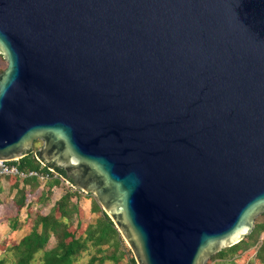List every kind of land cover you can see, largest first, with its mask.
Segmentation results:
<instances>
[{"label":"water","instance_id":"1","mask_svg":"<svg viewBox=\"0 0 264 264\" xmlns=\"http://www.w3.org/2000/svg\"><path fill=\"white\" fill-rule=\"evenodd\" d=\"M0 161L95 197L137 264H208L264 214V0H0Z\"/></svg>","mask_w":264,"mask_h":264},{"label":"trees","instance_id":"2","mask_svg":"<svg viewBox=\"0 0 264 264\" xmlns=\"http://www.w3.org/2000/svg\"><path fill=\"white\" fill-rule=\"evenodd\" d=\"M0 59L4 60L1 54ZM2 72L3 70L0 69V74ZM35 150L38 151L36 145ZM37 151H33L21 160L11 161L9 164L16 166L21 172L36 171L47 176V180L44 181L45 190L38 199L41 203H46L49 196L53 194V188L61 186L65 172L59 169L52 170L51 167L43 165L37 159ZM3 178L15 179L12 188L17 190L13 198L16 212L9 222L10 227L16 230L21 211L28 205L30 196L39 190L40 180L36 177L21 180L18 176L0 175V193L3 191ZM28 187L30 190L27 189ZM81 195L82 192L79 190L67 189L54 203L48 214L38 213L32 217L30 219L31 231L28 235L10 247L1 246L7 256L0 259V264H33L37 256H40L41 264H77L85 253L91 254L86 264H106L107 262L122 264L126 257L127 264H137L134 256H128L131 253L125 250L120 232L103 210L100 211L101 215L96 223H85V214L78 202ZM75 198L77 201H74ZM94 203L97 204V200H94ZM75 217H77L78 224L77 228L72 229ZM80 230L81 233L78 236L77 232ZM263 231L264 223L256 224L250 235L234 246L214 255L208 264L216 260L217 264H236L237 258H241L245 253L254 252H256L254 262L264 264V240L260 242ZM52 236L56 238V245L48 249L47 246Z\"/></svg>","mask_w":264,"mask_h":264},{"label":"rangeland","instance_id":"3","mask_svg":"<svg viewBox=\"0 0 264 264\" xmlns=\"http://www.w3.org/2000/svg\"><path fill=\"white\" fill-rule=\"evenodd\" d=\"M6 68H7L6 60L0 59V69H2L4 71ZM39 146H40V143L38 142V145H36V147L39 148ZM33 151L34 152L37 151V150H35V146H34ZM52 170H54V169L52 168ZM14 182H15L14 178H3L2 179L3 191L0 193V223L2 224V225H0V259L7 256V254L5 253V250L1 249V246L6 245L7 247H10V246L18 243L19 241L18 242L14 241L13 238H15L16 240H19V238L23 234V231L13 233V232H11V230L8 227V225L10 226V222H9L10 218H12L16 212V208H15V205L13 203L14 197H12V194H13L12 186H13ZM39 184H40L39 190L34 192L32 194V196H30V198L27 202L28 205L25 206L26 213H24L22 216L20 214V217L18 219V227L16 230L24 228L23 230L25 231V230L29 229L30 228L29 223L31 222L30 219L32 217L36 216L38 213L48 214L50 212L52 206L54 205L55 200L57 198H59L61 195H63L67 189L76 190L72 186L71 182H69L66 178H64L61 182L60 187L53 188V194L49 196V200L46 203H41L38 199L41 196L43 190H45L44 189L45 188V182L40 180ZM27 189L30 190L29 188H27ZM10 190H11V192H9ZM94 200H96V199L93 195L86 194V193L82 192V195L78 201L80 206L83 208L90 206V204L93 207L94 212L87 211L85 219H84L85 223H90V222L96 223V221L98 220V218L101 215L100 211L103 210L98 202H97V204L94 203ZM74 201H77V199L75 198ZM256 221H257V224L264 223V214L259 215L257 217ZM77 224H78V220H77V217H75L72 229L77 228ZM80 233H81V230L77 232L78 236L80 235ZM121 237L123 239V246H124L125 250L130 251V253H131V255L128 254V256L129 257L134 256L128 242L124 239V237L122 235H121ZM262 240H264V231L262 232V234L260 236V242ZM54 245H56V238L54 236H52L50 241H49L47 248L50 249ZM257 247L255 248V250L257 249ZM92 252H94V250ZM255 253L256 252H254L252 254L245 253L244 255H242L241 258H237L235 260L236 264H257L254 262L255 257H256ZM90 257H91L90 253H85L83 255L82 259L79 262H77V264H86L89 261ZM127 262L128 261H127V257H126L124 259V261L122 262V264H127ZM217 263H218V261L216 260L212 264H217ZM33 264H41L40 256H37V260ZM106 264H113V263L107 262Z\"/></svg>","mask_w":264,"mask_h":264},{"label":"built area","instance_id":"4","mask_svg":"<svg viewBox=\"0 0 264 264\" xmlns=\"http://www.w3.org/2000/svg\"><path fill=\"white\" fill-rule=\"evenodd\" d=\"M9 163L8 161H0V175L18 176L21 180L28 177H36L41 181L47 180V176L41 175L36 171L21 172L16 166H11Z\"/></svg>","mask_w":264,"mask_h":264},{"label":"crops","instance_id":"5","mask_svg":"<svg viewBox=\"0 0 264 264\" xmlns=\"http://www.w3.org/2000/svg\"><path fill=\"white\" fill-rule=\"evenodd\" d=\"M29 188V187H28ZM9 192H11V190L9 191ZM16 192H17V190L16 189H13V194H12V197H14L15 196V194H16ZM62 196V195H61ZM61 196L59 197V198H57L56 200H55V202L58 200V199H60L61 198ZM11 197V198H12ZM82 210L84 211V214H85V216H86V213H87V211H91V212H94L93 211V207L91 206V204H90V206H87L86 208H83L82 207ZM24 213H26V211H25V207L23 208V210L21 211V216L24 214ZM8 222V221H7ZM9 223V222H8ZM20 223V222H19ZM29 223V222H28ZM0 225H2L1 223H0ZM8 227H9V229L11 230V232H13V233H17V232H20V231H23V234L21 235V237L19 238V240H16L15 238H13L14 239V241H20L22 238H24L26 235H28L29 233H30V231H31V225H30V223H29V229H27V230H23L24 228H22V229H18V230H13L9 225H8Z\"/></svg>","mask_w":264,"mask_h":264},{"label":"flooded vegetation","instance_id":"6","mask_svg":"<svg viewBox=\"0 0 264 264\" xmlns=\"http://www.w3.org/2000/svg\"><path fill=\"white\" fill-rule=\"evenodd\" d=\"M38 142H40V146H39V148H40L41 145H42V142H41V141H36L35 144H34V146H35V145H38ZM39 148H38V149H39Z\"/></svg>","mask_w":264,"mask_h":264}]
</instances>
